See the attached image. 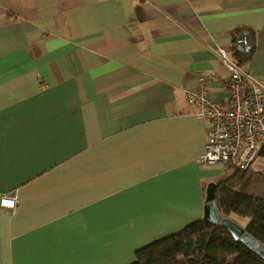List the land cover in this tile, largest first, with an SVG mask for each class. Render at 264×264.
Segmentation results:
<instances>
[{
  "label": "crops",
  "instance_id": "0c3cea01",
  "mask_svg": "<svg viewBox=\"0 0 264 264\" xmlns=\"http://www.w3.org/2000/svg\"><path fill=\"white\" fill-rule=\"evenodd\" d=\"M218 47L264 85V0H0V264H132L200 219Z\"/></svg>",
  "mask_w": 264,
  "mask_h": 264
},
{
  "label": "trees",
  "instance_id": "16d2710c",
  "mask_svg": "<svg viewBox=\"0 0 264 264\" xmlns=\"http://www.w3.org/2000/svg\"><path fill=\"white\" fill-rule=\"evenodd\" d=\"M250 40L235 53L247 59ZM216 181V204L224 217L246 218L245 231L264 245V174L228 164ZM132 264H264V259L219 224L202 217L177 233L153 241L134 253Z\"/></svg>",
  "mask_w": 264,
  "mask_h": 264
},
{
  "label": "built area",
  "instance_id": "2783aa9c",
  "mask_svg": "<svg viewBox=\"0 0 264 264\" xmlns=\"http://www.w3.org/2000/svg\"><path fill=\"white\" fill-rule=\"evenodd\" d=\"M216 54L231 71L228 102L215 100L204 77L199 78L195 89L185 90L187 105L205 124L204 152L199 162L264 174V85L231 60L222 47ZM16 206L15 194L0 196V207L7 213L13 214Z\"/></svg>",
  "mask_w": 264,
  "mask_h": 264
},
{
  "label": "water",
  "instance_id": "95a60500",
  "mask_svg": "<svg viewBox=\"0 0 264 264\" xmlns=\"http://www.w3.org/2000/svg\"><path fill=\"white\" fill-rule=\"evenodd\" d=\"M215 190L216 183L209 182L205 190L202 219L214 224H219L224 229H226L234 239L240 240L258 256L264 259V245L255 238L251 237L238 221L230 217H224L219 212L216 204Z\"/></svg>",
  "mask_w": 264,
  "mask_h": 264
},
{
  "label": "rangeland",
  "instance_id": "374dc122",
  "mask_svg": "<svg viewBox=\"0 0 264 264\" xmlns=\"http://www.w3.org/2000/svg\"><path fill=\"white\" fill-rule=\"evenodd\" d=\"M209 168H217V169L219 168V170H220L219 176H222L223 171H224L223 167L218 166V165L210 166ZM218 177L214 178L215 179L214 181H217ZM211 182H213V181H211ZM232 217H233L234 220L238 221L242 226H244L247 223L246 222L247 221L246 218H241V217H237V216H234V215H232Z\"/></svg>",
  "mask_w": 264,
  "mask_h": 264
}]
</instances>
